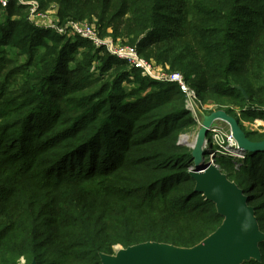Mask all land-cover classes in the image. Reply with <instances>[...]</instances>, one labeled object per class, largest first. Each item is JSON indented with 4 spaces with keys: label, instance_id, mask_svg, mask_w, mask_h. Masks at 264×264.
<instances>
[{
    "label": "trees",
    "instance_id": "trees-1",
    "mask_svg": "<svg viewBox=\"0 0 264 264\" xmlns=\"http://www.w3.org/2000/svg\"><path fill=\"white\" fill-rule=\"evenodd\" d=\"M25 1L182 74L249 141H264L240 124L264 120V0ZM198 126L176 85L36 26L29 6L0 7V264H101L117 247L200 243L223 218L194 190L191 148L180 142ZM213 162L264 235V151L239 167ZM258 249L242 264H264V241Z\"/></svg>",
    "mask_w": 264,
    "mask_h": 264
},
{
    "label": "water",
    "instance_id": "water-1",
    "mask_svg": "<svg viewBox=\"0 0 264 264\" xmlns=\"http://www.w3.org/2000/svg\"><path fill=\"white\" fill-rule=\"evenodd\" d=\"M236 89L247 99L242 89ZM202 119L193 143L188 145L193 158L190 176L195 181L194 190L211 201L222 216L221 225L191 248L146 242L117 248L113 255L101 254V264H242L251 258L259 259L258 245L264 241V235L259 231L254 209L248 206L247 197L234 182L204 161L202 148L209 128L215 122L226 124L237 146L248 153L263 152L264 141H249L238 121L224 110L211 112Z\"/></svg>",
    "mask_w": 264,
    "mask_h": 264
},
{
    "label": "built area",
    "instance_id": "built-area-1",
    "mask_svg": "<svg viewBox=\"0 0 264 264\" xmlns=\"http://www.w3.org/2000/svg\"><path fill=\"white\" fill-rule=\"evenodd\" d=\"M11 1L16 2L17 5L29 6L30 21L31 17H34L45 22L41 25L36 26L54 30L59 34H69L79 37L82 40L90 42L95 48H103L106 52L114 56L116 59L126 62L130 66V68L139 71L141 76L143 77L152 78L162 83H172L176 85L180 92L185 96L186 109L188 110V112H190L191 116L200 125L198 115H204L201 112L202 109L200 107L194 106V101L197 99L201 101V99L196 94V90L191 89L180 74H165V72L163 71L168 70L167 66H165V70L162 71V68L157 67V65L153 61H148L140 57L134 47L129 45H123L120 42H113L111 39L108 38L100 37L96 31L94 24L92 23H88L85 21L68 22L67 24L60 26L55 17L56 11L53 7V10L50 13H47V11L41 13L37 11V5L35 3H29L25 0H0V7L5 8ZM195 103L197 104V101H195ZM201 103L202 102H200V105L202 106ZM215 123L209 128L207 139L205 140L202 148L203 152L207 153V155L210 156L208 157V159L210 158V163L217 167L213 162V158L216 157V155L213 153H208L209 149H213L214 147L218 148L216 150L226 151L225 149L227 148L229 151H235V157L242 159L243 157H240V152L243 151L237 146L230 133V130L226 133H223L219 125ZM183 142L185 144L187 143V141L185 140ZM210 151L213 152V150ZM234 164L240 165L237 163Z\"/></svg>",
    "mask_w": 264,
    "mask_h": 264
},
{
    "label": "rangeland",
    "instance_id": "rangeland-1",
    "mask_svg": "<svg viewBox=\"0 0 264 264\" xmlns=\"http://www.w3.org/2000/svg\"><path fill=\"white\" fill-rule=\"evenodd\" d=\"M53 10V8H50L47 10V13H50L51 11ZM31 22H33L35 25H41L43 23H45L44 21H41L37 18H34V17H31ZM123 45H127V44H123ZM130 46V45H129ZM157 67H160L162 68L161 70H165L166 67H162V66H157ZM165 72V74H169V73H177V72H170L169 71V68L168 70L166 71H163ZM180 74V73H178ZM182 76V74H180ZM143 77V76H142ZM183 77V76H182ZM148 78V77H147ZM151 80H154L156 81L155 79H152V78H149ZM188 86L191 88V89H195L197 90V87L196 86H190V84L187 82ZM195 101H197V104L195 103ZM194 101V106L195 107H200L202 109V113H206V115H209V113L211 112H214L216 109H217V106L211 104V103H204L202 102V100H195ZM200 102H202V106L200 105ZM223 110V109H221ZM239 112V110L237 111V113ZM198 118H199V123L201 124V121H202V116L198 115ZM215 124L219 125V127L222 129L223 133H226L227 131H229V127L224 124V123H221V122H216ZM240 124L243 128V130L245 132L247 131H256V132H263L264 131V120L260 119L259 117L258 118H253L251 120H244V119H241L240 120ZM199 125V124H198ZM200 129V125L197 127V129H195L194 131H191V133H186V134H182L181 137H180V142L182 145H184V140L187 141V145L193 143L196 135H197V132L198 130ZM209 149V147H208ZM218 149L217 147H214L213 149H209L208 153H213L215 154L217 157H222L224 158L226 161H229L232 165H234V163H237V164H243L246 156H247V152L242 150L243 152H240V157H243L242 159L240 158H236L235 157V151H229L227 148L225 149L226 151H223V150H216ZM210 150H213V152H211ZM217 151V152H215ZM245 152V154H244ZM243 155V156H242ZM208 156L207 153L204 154V158L207 159ZM210 159V158H209ZM208 159V160H209ZM240 159V160H239ZM210 162V161H208ZM235 167H239V165H235ZM117 248H120V247H117ZM115 248V250L117 249ZM114 250V251H115ZM21 264H24L23 261H21Z\"/></svg>",
    "mask_w": 264,
    "mask_h": 264
}]
</instances>
